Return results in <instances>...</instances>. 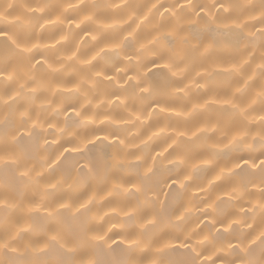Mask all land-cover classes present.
<instances>
[{
	"label": "clouds",
	"instance_id": "obj_1",
	"mask_svg": "<svg viewBox=\"0 0 264 264\" xmlns=\"http://www.w3.org/2000/svg\"><path fill=\"white\" fill-rule=\"evenodd\" d=\"M0 264H264V0H0Z\"/></svg>",
	"mask_w": 264,
	"mask_h": 264
}]
</instances>
